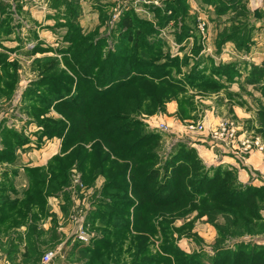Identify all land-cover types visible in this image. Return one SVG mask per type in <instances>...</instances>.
I'll list each match as a JSON object with an SVG mask.
<instances>
[{
	"label": "rangeland",
	"instance_id": "374dc122",
	"mask_svg": "<svg viewBox=\"0 0 264 264\" xmlns=\"http://www.w3.org/2000/svg\"><path fill=\"white\" fill-rule=\"evenodd\" d=\"M27 1L29 7L36 12H47L50 21L38 22L28 13L29 11H26L28 14L25 13L19 2L26 4ZM59 1L5 0L4 5L8 11L0 14V19L10 16L13 30L12 34L1 39V43L12 35H15V40L19 43L13 49L5 46V49L1 48L10 54H16L11 62L19 66L18 83L13 92V112L8 118L13 122L10 123L11 126L27 125L30 139L36 135L39 143L43 145L47 140H53L42 135L44 127L40 122L63 119L58 111L51 107L48 112L39 116L40 122L36 121L30 107L33 105L25 96L32 92L46 95L48 90L46 87H33L32 84L34 82L40 84L46 79L47 82L48 79L51 81L54 76H60V69L73 76L63 59V52L73 44L69 38L71 27L73 25L79 27L80 34L92 36L94 42L103 40L101 49L105 57L115 53L118 44H122L123 47L128 44L121 41L124 30L120 26L122 18L127 15H131L139 22L135 25V33L148 30L147 42L162 45V49L156 48L160 55L156 58L155 64L172 60L178 63L171 70L168 69L169 75L165 76V81L185 87V92L178 93L174 90L170 93L158 84L159 81H148L150 82L148 87H158L167 92L166 101L160 110L149 113L146 112L148 106L138 115L145 124L146 131L152 130L160 135L157 143L159 164L180 150L186 152L194 150L207 170L220 167L210 165L201 158L197 145H205L211 149L210 140L203 134L192 132L179 138L174 134L149 127L146 120L163 117L168 112L170 104L176 105L173 116L181 127L184 126L182 133L187 134L185 129L188 124L197 125L209 120L206 118L211 112L216 123L230 120L247 136H261L264 139V125L259 121V111L264 107V0H66L63 5ZM70 8L74 10L73 15L68 11ZM159 41L160 43H156ZM127 46L131 47L132 51L124 47L123 58L128 56L130 58L135 50L138 52L141 49L132 44ZM36 48L39 50L34 53ZM136 54L140 56L139 58L143 56L141 53ZM52 63L54 69L48 71L46 66ZM215 67L223 70L222 77L214 76V81L220 83L221 89L198 90L187 84L185 77L193 69L205 71V76L208 77L212 75ZM42 72L47 76L41 79ZM2 74L0 71V75ZM182 81H185L186 85ZM142 85L146 83L129 86L125 93L134 95ZM0 108L8 110L10 106L2 103ZM54 139L61 145L56 155L64 157L71 151L62 153L63 140ZM87 147L90 148L91 145ZM222 167L237 175L235 177L239 180L237 168ZM254 179H259V175L255 174ZM105 184L106 179L101 175L94 184L87 187L82 181V173L75 166L72 167L69 185L60 191L62 210L60 221L64 230L56 247L44 248L45 252L54 251L56 256L49 263L42 261V264H81L80 249L101 240H105L109 246L108 255L112 254L111 257H115L120 253L118 264L132 262L140 264L136 259L140 247L146 250V253L142 254L143 259L147 257L146 260H150L153 258L151 256L161 253L175 263L176 260L171 254L167 255L160 251L163 244H173L189 256H201V262L204 264H210L218 249L235 251L240 244L264 246V230L253 234L246 232L226 234L222 231L229 226L225 215L209 212L202 214L198 210L187 211L188 209L180 213L167 211L163 216L160 212L169 209L160 210L157 217H151V226L153 223L155 234L144 230L149 227L148 223L144 222L145 216L137 219L133 210L123 211L121 217L117 219L119 222L123 218L128 223L122 235L118 232V223L115 221L104 225L102 220L96 218L95 223L92 222L93 214L99 210L104 212L102 207L110 201L113 194L104 192ZM117 184L122 186L123 183L118 181ZM260 187L262 186L257 188ZM117 192L119 191H115V194ZM259 208H262L261 215L264 220V204L260 203ZM80 237L87 241L81 240ZM77 245L79 247L75 249ZM120 245L122 250L119 248ZM114 247L117 250L115 252Z\"/></svg>",
	"mask_w": 264,
	"mask_h": 264
},
{
	"label": "trees",
	"instance_id": "16d2710c",
	"mask_svg": "<svg viewBox=\"0 0 264 264\" xmlns=\"http://www.w3.org/2000/svg\"><path fill=\"white\" fill-rule=\"evenodd\" d=\"M4 1L0 0V14L8 11ZM64 1L59 2L63 5ZM68 11L73 15L72 8ZM9 17L0 19V48H4L1 39L13 33ZM136 23L139 22L131 15L124 16L120 22L124 30L121 41L141 48L138 52L133 50L130 58H123L125 48L132 51L128 44L125 48L118 44V51L104 57L101 49L104 41L94 42L92 36H82L80 28L71 23L73 26L69 38L73 44L63 52V59L73 76L60 69V76H54L51 80L53 82L50 79L47 82L46 79L40 84H32L33 87H46V95L32 92L25 96L33 105L30 107L36 121L51 107L58 111L63 119L46 123L39 121L44 127L42 135L50 139H62V153L71 151L64 157L54 156L47 167L28 168L29 184L22 198L10 200L1 196L2 222L9 223L12 229L28 226L27 260L23 264H41L45 250L37 243V237L41 236L38 225L48 216V198L60 194L62 188L69 185L70 171L74 166L82 173V181L87 187L94 184L101 175L106 179L104 192L113 194L110 201L103 205L104 212L99 210L93 214L92 222L95 223L96 218L102 220L104 225L115 221L122 235L128 223L123 218L119 222L117 219L123 211L131 210L136 213L137 219L146 217L144 222L149 227L144 230L152 234L155 232L153 223L151 226V217H157L160 210L166 209L169 210L160 212L162 216L167 211L180 213L186 209L198 210L202 214H223L229 222V226L222 230L226 234H253L264 230L262 208H259L260 203L264 204V186L257 188L242 185L235 177L237 175L222 166L207 170L194 150H180L159 164L157 143L160 135L152 130L146 131L138 115L148 106L146 112L160 110L166 101V90L182 93L185 87L165 81V76L169 75L168 69L171 70L178 63L172 60L155 64L160 55L156 48L162 49V45L147 42L148 30L135 33ZM38 50L36 48L34 53ZM136 53H141L143 59ZM46 67L51 71L54 63ZM18 68V64L9 61L8 54L0 52V71L3 72L0 75V95H13L19 78ZM222 71L215 67L211 73L213 77H207L205 71L195 68L186 75L185 80L198 90H219L220 83L214 81V76L222 77ZM46 76L42 72L41 79ZM154 80L159 81L158 84L166 90L148 87V81ZM142 82L147 86H140L134 95L125 93L127 87ZM182 82L186 85L185 81ZM259 121L264 125V107L259 111ZM3 133L4 148L0 150V160L14 161L16 149L28 144L30 140L14 130ZM89 144L90 148L87 147ZM118 181H122V186H118ZM115 191L119 192L115 194ZM57 239L55 232L49 241L44 240L42 243L53 249ZM78 247L75 246V249ZM119 248L122 250V245ZM108 249L105 240L84 246L80 249V263L118 264L120 253L111 257L112 254L107 253ZM160 251L171 254L176 262L161 253L151 256L153 258L150 260H146L147 257L143 259L142 254L146 250L141 247L136 259L140 264H204L201 256L186 255L173 244H163ZM210 264H264V246L240 244L235 251L218 249Z\"/></svg>",
	"mask_w": 264,
	"mask_h": 264
},
{
	"label": "crops",
	"instance_id": "0c3cea01",
	"mask_svg": "<svg viewBox=\"0 0 264 264\" xmlns=\"http://www.w3.org/2000/svg\"><path fill=\"white\" fill-rule=\"evenodd\" d=\"M24 1V0H21ZM37 1V0H33ZM22 5V10L29 11L28 13L35 18L36 21L41 22L43 20L50 21L47 18V12H36L33 8L29 7L28 1L23 3L19 2ZM25 4V5H24ZM27 13V14H28ZM27 16V15H26ZM2 45L8 49L16 48L19 43L15 40V35H12L10 38H5L2 42ZM1 53L8 54L9 61L11 62L14 55L10 54L7 51L0 48ZM2 103H7L10 108L1 110L0 108V150L2 151L4 146L2 144V139L4 138V131L14 130L19 134L25 135L27 138L29 134L28 126L17 127L11 126V122L8 118L9 114L13 112V95L11 97L0 95V105ZM168 112L163 116L159 117L160 121H164L169 125L175 126L177 132H183V127L180 126V123L176 122L175 115L176 105L170 104L168 106ZM210 113V114H209ZM208 122L211 125H216V120L214 119V114L209 112ZM215 120V121H214ZM11 123V124H10ZM26 123V122H25ZM187 135V134H186ZM204 135V134H203ZM36 136V135H35ZM29 138L30 142L22 147H19L15 151V160L7 161L0 160V199L1 196H6L10 200L16 198H22L24 191L28 187V178H27V169L33 167H47V164L50 161V158L55 156L60 151V142L56 139L47 140L46 143H39L36 137ZM205 136V135H204ZM211 145V143H210ZM199 149L201 158L207 161L210 165L213 166H225L229 169L237 168L240 182L244 184H252L254 186H263V181L259 179H254V175H259L260 172H264V154L260 152H254L245 160V162H240L235 159L232 155L222 151L218 147L209 148L205 145H197ZM242 166V167H241ZM241 167V168H240ZM1 185H4L1 188ZM16 191V193L13 191ZM61 204H60V194L55 196H50L48 198V216L45 217L40 224L38 225V231L41 232V239L37 237V243L43 249L48 247L43 244L44 240L49 241L51 237L56 232L57 242L54 243L56 247L58 241L60 240L61 232L64 230L61 226ZM67 230V229H65ZM28 233V226L24 225L17 229H12L9 227V223L2 222L0 219V264H23L26 258V247L28 246V240L26 235ZM17 234V235H16ZM64 234V233H63ZM39 237V238H40ZM50 244V243H49ZM14 247V249H11ZM50 252V251H49ZM45 254L48 252H44ZM44 254V255H45ZM43 255V256H44ZM43 258V257H42ZM41 258V264H42Z\"/></svg>",
	"mask_w": 264,
	"mask_h": 264
},
{
	"label": "built area",
	"instance_id": "2783aa9c",
	"mask_svg": "<svg viewBox=\"0 0 264 264\" xmlns=\"http://www.w3.org/2000/svg\"><path fill=\"white\" fill-rule=\"evenodd\" d=\"M206 119H208V117ZM146 122L152 129L155 128L166 133H171L179 138H183V136L186 135L185 133L177 132L175 126L160 121L159 118L147 119ZM207 122L208 120L202 124H188L185 129L187 135L192 132L204 134L207 139L210 140L211 148L218 147L240 162H245L248 156L254 152L264 154V139L261 136H247L240 132L236 125L230 120H221L216 125H211ZM259 179L264 182V172H260ZM80 239L87 241L83 237H80ZM55 256L56 253L50 251L43 256L42 261L44 263H49Z\"/></svg>",
	"mask_w": 264,
	"mask_h": 264
}]
</instances>
